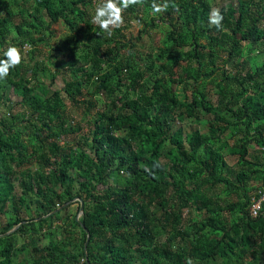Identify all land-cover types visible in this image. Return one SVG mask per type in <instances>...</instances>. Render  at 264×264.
Here are the masks:
<instances>
[{
  "label": "trees",
  "instance_id": "16d2710c",
  "mask_svg": "<svg viewBox=\"0 0 264 264\" xmlns=\"http://www.w3.org/2000/svg\"><path fill=\"white\" fill-rule=\"evenodd\" d=\"M200 1L199 7L192 0L173 3L181 9L179 18L181 12L186 18L182 27L176 23L166 39L168 47L157 55L165 61L160 66L152 61L139 69L131 58H118L115 47L123 43L116 32L108 37L91 23L87 7L93 0L71 4L67 0H22L17 6L14 0H0V59L12 40L11 31L21 37V45L45 43L48 38L36 33L62 20L76 32V40L88 32L96 38V42L80 40L85 44L80 53L70 48L74 55L80 54L74 60L87 64L84 69L71 67L74 79L66 82L64 90L73 103L90 82L111 98L120 83L111 80L125 66L128 86L136 93L130 97L126 92L117 101L111 98L90 132L93 155L80 151L86 164L79 165L70 163L74 157L59 154L58 140L49 142L63 132L76 131L65 127L67 108L61 91L42 86L43 98L34 93L39 85H29L28 71L21 70L24 61L0 80V89L8 83L20 95L24 89L31 92L22 102L29 107L21 120L26 124L17 121L18 115H0V212L12 214L0 226V264H76L86 255L90 264H188L189 260L191 264H264V213L254 218L249 211L253 196L260 197L251 180L263 181L264 187V157L255 153L256 160L247 158L254 143L264 150V62L243 72L249 64V58L245 60L234 76H226L237 89L218 83L216 102L205 89L217 69L216 61L222 59L221 52L228 50L223 61L229 62L241 55L243 41L252 50L264 51V0H238L237 7L222 5V29L209 26L211 6ZM151 4L152 0H144L133 8V15L145 25L143 32L160 19L158 15L139 16L149 13ZM43 11L50 16L47 26L39 19ZM166 12L163 20L171 15L170 9ZM205 19L206 25L200 22ZM184 44L188 48L181 50ZM104 46L108 50L101 52ZM206 59L212 63L211 70L204 69ZM108 61H115V72L101 73L102 63ZM152 69L155 72L148 73ZM159 71L153 86L143 82ZM203 111L212 116L207 124H200L203 128L194 127L193 121ZM174 119L193 126L189 138L184 139L182 125L173 130ZM23 135L28 137L29 148H24ZM225 149L238 157V167L230 165ZM33 159L39 163L37 173L27 170L31 180H20L16 167L27 169ZM70 164L76 178L69 172ZM75 180L79 188L72 192ZM221 192L225 197L235 194L237 200L230 202ZM77 196L84 201L80 219L68 212ZM185 210H191L186 217ZM42 232L49 236L46 246L39 244ZM20 238L25 240L18 246Z\"/></svg>",
  "mask_w": 264,
  "mask_h": 264
},
{
  "label": "rangeland",
  "instance_id": "374dc122",
  "mask_svg": "<svg viewBox=\"0 0 264 264\" xmlns=\"http://www.w3.org/2000/svg\"><path fill=\"white\" fill-rule=\"evenodd\" d=\"M69 1V4L72 3L73 0H67ZM177 0H167L169 3V8L171 10V15H169V19L163 20L162 18L167 15V12H163L160 14H155L160 17V19H156V26L147 28L146 31H142V29L145 27L144 23L142 22V19H139L133 15V8L136 7L131 6L124 12V19L125 24L122 28L115 29L114 32H116V35L118 34L119 40L122 41L123 44L118 45V48L115 47V51H118L119 53V59L126 61L127 58H131L134 62V64L139 69H143V67H146V64H150L152 61L157 63L159 66L162 64V61H165V58L159 60L157 58L158 53L164 49L167 48L169 43L166 42L167 37L169 36V33L171 30H174L176 28V23H178L179 26H183V20L186 18V15H184L181 12V18H179V14L181 9L178 7H174L173 3H175ZM209 2L211 8H219L221 10L222 5L229 6L231 3L233 6H238V0H206ZM164 0H158L157 3H163ZM22 3V0H14L15 6ZM201 1L200 0H192V4H196L197 7H199ZM96 5L89 4L87 7L88 12L91 15H94ZM15 10L18 11V8L15 7ZM198 13H200V10H198ZM142 18L150 19L151 16H154L152 13V9L150 8L149 13L143 12L139 15ZM41 23H43L45 26L50 21L49 14L46 13V11H43V13L39 17ZM261 25L264 27V18L261 20ZM202 24L206 25L207 20H201ZM54 31V34H51L50 31ZM119 30V31H116ZM84 32H87L85 29ZM76 32L72 31L69 26L63 22L62 20L58 21L57 23H54L51 25V28L49 30L41 29V33H36L38 36L43 35L44 37L48 38V41L45 43L37 42L34 45H29V48H25L26 44L21 45V37H16L17 33L15 31H11L9 34L11 35L9 39L10 46L12 43L17 44V47H19L24 54V62L26 63V66L23 67L21 70L22 72L28 71V78H31L32 83H37L39 87L35 89L34 93L41 96L42 98L45 96V94L40 90L42 86L48 87L51 91L54 90H60L62 96L64 97V100L66 102V108L67 111L64 115V118L66 119V128L73 127L76 129L73 133H65L63 132L60 137V145L61 149L60 151L62 153L66 152L71 158L74 157V159L70 162L71 164H74L76 162H80L79 165H85V160L81 159L82 152H86L87 154L93 155V152L90 149V144L86 143V139L91 136L90 132L94 131L95 127V119L98 116H101L104 111L107 108V104H110L111 98L115 99V101L118 100L123 94L126 92H130V97H134L136 93L130 89L127 85H121L119 84L118 89L115 94L111 95V98L109 96H106V92L104 94L96 93L95 88L92 90L89 89V85H85L83 87V91L81 96H79V101L77 103H73L68 97L67 93L64 90L66 86V82L68 80L74 79L73 70H71L72 66H79L80 68L87 67L86 63H81L78 60V55H74L72 50L70 48L74 46L75 52H82L85 44L83 42L79 43V41H93L96 42L95 33L88 32L85 35H82L83 37H78L77 40L75 39L74 35ZM16 37V38H15ZM117 37V36H116ZM203 41H206L205 38H202ZM230 42V41H229ZM243 50H241V55L233 58L229 62H224L223 59L227 58L228 56V50H225L220 53V56L222 59H219L216 61L217 69L215 73L212 75L211 82H207L205 84V89L208 90V93L210 95V98L213 102L217 101L218 95L216 92L219 90L218 83L221 86L231 88L233 91L237 89V85L234 84L233 80L227 79V75L234 76L238 70L242 69V65L245 60L249 58V64H247L243 72H246L250 66L253 65H261L264 62V51L259 50H252L251 45L248 41H243ZM7 46V47H8ZM116 46V45H115ZM217 46V45H216ZM6 47V48H7ZM83 47V48H82ZM108 46L102 47L100 50L107 51ZM5 47H2L3 49ZM188 46L184 44V46H181L180 49L184 50L187 49ZM82 54V53H81ZM52 55V57H50ZM166 57V56H165ZM77 59V60H74ZM22 61V62H23ZM73 61V62H72ZM167 61V60H166ZM31 66L35 67V71L31 70ZM143 66V67H140ZM209 68L212 69V63L206 59V64L204 65V69ZM111 71L113 72L115 68L110 63H106L104 65V71ZM182 71V69H180ZM180 70H177L180 71ZM155 69L150 70L148 73H154ZM35 73V75H34ZM124 73H126L124 71ZM161 72H156L155 75H148L146 76L145 80L148 81L149 86H153L155 82V77L160 76ZM56 74V75H55ZM82 76V73H80ZM86 78V76H84ZM113 82H117V77L114 79ZM87 84V83H86ZM30 91H22V95L16 93L15 88L13 85H5L3 88L0 89V115L1 116H10V115H18L19 118L17 121H20V124H26V122H22V116L24 113L27 115L29 113V107L27 105H23L22 102H26L30 95ZM151 91H148V94H150ZM203 116L198 121H193L192 125L194 127H200L203 128L204 126L200 125L201 123L207 124V120L209 117L212 116L206 115V111H203ZM0 116V117H1ZM184 123L179 121L178 119H174L173 121V130H175L178 126H183L186 134L184 136V139H187L190 137V130L191 125H183ZM73 125V126H71ZM57 131H60V128H57ZM49 131V130H48ZM48 131H45L44 133H48ZM226 134H229L227 131ZM91 139V138H90ZM89 139V140H90ZM21 140H23L25 147L29 148V140L26 135H23ZM234 142V141H232ZM90 143V141H89ZM23 148V149H24ZM260 151L257 144H253L250 147V155H248L247 158L250 160H256L255 153H258V156L264 157V150L261 149ZM80 151H82L80 153ZM225 158L229 161L230 165H233V167L237 166V156H234L232 154H229L227 149L224 150ZM61 153V156H62ZM80 153V154H79ZM71 164L69 165L68 169L72 177L76 178L77 172L75 171V167H72ZM27 169L23 167H16V170L19 171L20 176L23 178L24 181L31 180L27 170H31L33 174L37 173L38 164L33 159L31 160L27 165ZM226 175V172L224 173ZM80 179H83V177H79ZM78 178V179H79ZM251 186H255L258 189L263 185V181L261 180H251L250 182ZM60 186L57 187L59 189ZM79 188V182L78 180H75L73 185H71L70 189L72 192H77ZM18 190L19 187H18ZM63 191V190H62ZM256 192L255 190H252L251 193L254 194ZM219 195L221 197L225 198L226 200L232 202L234 200H237V196L235 194H231L230 196H226L221 192ZM12 199L8 202V204L11 202ZM33 215H36V208L33 207L32 209ZM68 212L71 214H77V217L81 216L82 213L79 210V204L75 202L68 208ZM191 212L188 210H185V217L189 215ZM199 213H196V218L199 217ZM202 215V214H201ZM12 216L11 213L6 212L2 213L0 212V226L5 224ZM48 223L44 224V228L46 230V225ZM25 240L20 238L18 241V246L21 245V242ZM27 241V239H26ZM49 242V236L46 235V232H42V237L39 240V244L41 246L48 245ZM1 249V245H0Z\"/></svg>",
  "mask_w": 264,
  "mask_h": 264
},
{
  "label": "clouds",
  "instance_id": "9594fccd",
  "mask_svg": "<svg viewBox=\"0 0 264 264\" xmlns=\"http://www.w3.org/2000/svg\"><path fill=\"white\" fill-rule=\"evenodd\" d=\"M144 0H93L92 4L96 5L95 7V11H94V15H92L91 18V23L98 26L99 29L105 33L108 37H111L113 35V32L115 29H119L122 28L125 24V19H124V12L125 10H127L129 7L134 6V5H140L143 4ZM175 7V6H174ZM169 8V3L167 2V0H164L163 3H157V0H152V4H151V9H152V13L155 14H160L163 13L165 11H167ZM224 19L223 14L221 13V11L219 10V8H212L210 13H209V26H215L217 29H222V21ZM25 48H29L28 45H25ZM3 59H0V80H5L9 74L10 71L16 67H18L19 65H21L22 61L24 60V54L22 53L21 49L17 46L14 45H10L6 48V50H3ZM106 63H110L111 65H113V67L116 70V63L115 61H108V62H104L102 63V71L103 72H108L107 70L104 71V65ZM115 70L113 71V73L115 72ZM124 71L126 73H124ZM111 72V71H109ZM127 74H128V68L125 66L122 69V72L116 76L117 77V81L120 80V83H117L116 88L118 89L119 84L121 85H129V81L127 79ZM114 77L111 81L113 82L114 79L116 78ZM98 76H95V80L98 79ZM146 78V77H145ZM144 78V79H145ZM147 80H144L143 82H146ZM90 87L89 89L92 90L94 87L92 85V83L90 82ZM141 86V85H140ZM139 87V86H138ZM142 88V86H141ZM96 90V88H95ZM151 91V90H149ZM102 93L104 94L106 92V90H100V91H96V93ZM208 93V90H207ZM209 94V93H208ZM147 96H150V94L146 93ZM210 97V95H209ZM59 125L61 124V122H57ZM65 127H66V123ZM57 130V129H56ZM73 133V132H70ZM62 135V134H61ZM61 137V136H60ZM60 137L57 139H49V142H52L54 140H58L59 141V145H60ZM90 137L87 138V144H90L89 141L91 142L92 139H90ZM60 149H61V145H60ZM90 149L94 150V147H92L90 145ZM61 151H59V154L61 155ZM65 154H67L66 152H64V154L62 153V157L65 156ZM39 165V163H37ZM19 167H23V166H18ZM145 171H150L149 169H145ZM17 176L20 180H23V178L20 176L19 171L16 170ZM40 173H43V170L41 169ZM24 181V180H23ZM19 182V181H18ZM260 193V197L256 198L253 196V200L252 203L250 205V215L254 218L259 217L262 213H264V187L263 185L257 190ZM80 202V212L83 215V211H84V201L81 199V197H76L74 199V202ZM258 203L260 205H256V208L258 210V213L254 212L253 213V206L254 204ZM70 204L66 203L63 206H60L57 210H62L63 208H65L66 206H68ZM79 204V203H78ZM83 205V208H82ZM81 215V216H82ZM77 217L78 219H80V217ZM90 241V234L87 237V241ZM88 241V243H89ZM88 243L86 242L85 247L87 248ZM82 259H84L88 264H90V261H88L87 255L85 257H81L78 262L76 264H78ZM188 264H191V260H189Z\"/></svg>",
  "mask_w": 264,
  "mask_h": 264
},
{
  "label": "built area",
  "instance_id": "2783aa9c",
  "mask_svg": "<svg viewBox=\"0 0 264 264\" xmlns=\"http://www.w3.org/2000/svg\"><path fill=\"white\" fill-rule=\"evenodd\" d=\"M256 205H259V204L258 203L254 204V206H253V213L254 212L258 213V210L260 208V205H259V208L257 209L256 208ZM78 264H88V263L84 259H82Z\"/></svg>",
  "mask_w": 264,
  "mask_h": 264
},
{
  "label": "water",
  "instance_id": "95a60500",
  "mask_svg": "<svg viewBox=\"0 0 264 264\" xmlns=\"http://www.w3.org/2000/svg\"><path fill=\"white\" fill-rule=\"evenodd\" d=\"M82 208H83V205H82ZM88 241H89V238H88ZM88 241H87V243H88Z\"/></svg>",
  "mask_w": 264,
  "mask_h": 264
}]
</instances>
